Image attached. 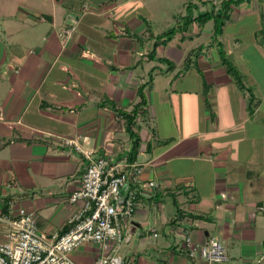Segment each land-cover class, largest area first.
I'll use <instances>...</instances> for the list:
<instances>
[{
	"label": "crops",
	"instance_id": "0c3cea01",
	"mask_svg": "<svg viewBox=\"0 0 264 264\" xmlns=\"http://www.w3.org/2000/svg\"><path fill=\"white\" fill-rule=\"evenodd\" d=\"M218 3L0 0V214L13 201L35 213L41 230L61 233L87 163L62 139L126 158L131 140L118 111L132 110L145 85L135 161L157 186L139 196L119 253L134 264H210L186 255L188 233L201 243L214 235L228 256L219 264H264V0L234 4L217 37L243 88L226 72L206 24L158 43L150 58L162 32ZM195 38L206 39L192 47ZM191 51L197 56L181 72ZM2 232L0 225V239ZM106 250L86 241L70 257L93 264Z\"/></svg>",
	"mask_w": 264,
	"mask_h": 264
},
{
	"label": "built area",
	"instance_id": "2783aa9c",
	"mask_svg": "<svg viewBox=\"0 0 264 264\" xmlns=\"http://www.w3.org/2000/svg\"><path fill=\"white\" fill-rule=\"evenodd\" d=\"M70 29L68 35L71 34ZM125 33V27L120 28ZM84 55L91 54L89 50ZM75 147L87 163L79 186L68 196L75 206L63 233L47 234L37 225L35 213L9 202L0 214L3 235L0 239V264H77L70 251L83 242L91 241L106 246L93 264H134L119 250L128 236V222L133 217L138 198L146 188L157 185L143 179V164L126 158L111 160L84 150L77 138H63ZM189 258H202L210 264L227 261L228 256L220 241L211 235L204 242H195L186 233L183 239ZM264 259V258H263Z\"/></svg>",
	"mask_w": 264,
	"mask_h": 264
},
{
	"label": "trees",
	"instance_id": "16d2710c",
	"mask_svg": "<svg viewBox=\"0 0 264 264\" xmlns=\"http://www.w3.org/2000/svg\"><path fill=\"white\" fill-rule=\"evenodd\" d=\"M239 1L241 0H219V3L217 5L212 4L210 8L198 12L196 16H193L192 13L189 11V14L184 15L181 21L176 23L175 26L167 29L166 31L162 32L158 36L159 39L154 43L153 49L150 52V58L151 59L155 58L154 56L155 47L158 43H162V44L166 43L176 33H181V34L185 33L187 30V27L192 23H195L198 27H203L208 21H212L213 27L211 31V38L213 39V42L216 43L217 51H218L221 63L225 67L226 72L230 74V76L235 80V82L241 88H243L242 77L240 73L238 72V69L226 58L224 51L222 47L220 46V42L217 41V37L222 33L223 26L225 25L226 21L229 19L232 6ZM189 5H187V8L190 7ZM196 56H197V53L195 51H191L187 54V56L185 57L183 61L181 72H184L189 69L190 65L194 62ZM156 59L161 62L166 63L167 66H174V64L167 58H156ZM144 87L145 85H142L138 88L139 101L134 105L132 110L118 111L119 116L124 121L125 131L131 140V149L126 156V159L128 161L136 160V157L141 147V139H140V136L137 130H135V128H137V117L139 114L144 112L142 108L146 106L147 104V98L144 92ZM207 90H208V85L204 83L203 103L209 109L210 106H209L208 99H207ZM254 101H255V98L253 94L249 91V97H248L249 111L251 110V106L254 105ZM158 143L166 145L170 143V139L161 140ZM167 191H168L169 196L172 199L174 206L177 207V214L180 215L181 210L178 208V205L175 199V192L172 190H167ZM189 216L194 219H206V217L202 215H197V214H189ZM171 223H175V219L172 220ZM67 229H68V225H66L63 228L61 233L65 232Z\"/></svg>",
	"mask_w": 264,
	"mask_h": 264
},
{
	"label": "rangeland",
	"instance_id": "374dc122",
	"mask_svg": "<svg viewBox=\"0 0 264 264\" xmlns=\"http://www.w3.org/2000/svg\"><path fill=\"white\" fill-rule=\"evenodd\" d=\"M195 13H197V12L195 11ZM179 16H180V14H179V15H176V19H177ZM176 19H175V21H176ZM180 21H181V19H180ZM175 23H176V22H175ZM211 29H212V21H209V22L206 23V25H205V27H204V30H207V31L209 30V31H210ZM206 38H207V37H206ZM206 38H205V39H206ZM205 39H203V38H201V39H200V38H195V40L192 41V43H193V44H192V45H193L192 47H194L195 45L199 44V43L202 42V41L204 42ZM207 39H208V38H207ZM220 243H221V242H220ZM221 244H222V243H221Z\"/></svg>",
	"mask_w": 264,
	"mask_h": 264
}]
</instances>
